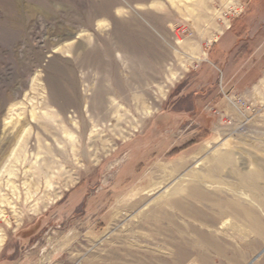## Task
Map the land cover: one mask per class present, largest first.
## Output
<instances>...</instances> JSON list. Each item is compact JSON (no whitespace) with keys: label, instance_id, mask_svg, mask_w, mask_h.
<instances>
[{"label":"rangeland","instance_id":"374dc122","mask_svg":"<svg viewBox=\"0 0 264 264\" xmlns=\"http://www.w3.org/2000/svg\"><path fill=\"white\" fill-rule=\"evenodd\" d=\"M194 176L238 215L163 203ZM158 204L185 264L264 263V0H0V264L170 261Z\"/></svg>","mask_w":264,"mask_h":264},{"label":"bare ground","instance_id":"6f19581e","mask_svg":"<svg viewBox=\"0 0 264 264\" xmlns=\"http://www.w3.org/2000/svg\"><path fill=\"white\" fill-rule=\"evenodd\" d=\"M176 37H177L178 40L180 39L178 35H176ZM44 128H46V129L48 128L47 124H44ZM183 167H184V163H182V162L181 163L180 162L176 163L173 166V168H172V170L170 172H171V174L175 173L176 171H179V169H181ZM217 168L214 167L215 171H216ZM214 169L212 170L213 172H215ZM184 176H186V175H184ZM197 181H198L197 176H194L193 178L188 179V183H190V184L187 186V177H182V179L180 181L176 182L177 186H176V188H174L170 192L168 198L166 200L162 199L163 203L165 202V203H167L166 205H168L170 207H173V208H176L177 210H179L185 216H190V217H193V218H195L196 216H198V217L200 216L199 220H201V216L203 217V215L193 205V201L194 200L200 201V202L205 203V204L206 203H212L214 205V208L216 207V210L215 209L214 210L219 212L221 215L222 214L223 215L224 214H230L231 212L234 213V214H237V210L238 209L235 208L236 205L233 204L234 202H232V204H226L224 201H222V199L219 198V196H217L213 192H208L204 187H202L200 185H197V184H199ZM136 203H139V202L136 201ZM239 206H241V205H239ZM155 209L156 210L153 209L151 216L148 217L146 215L148 217V219H151L152 224L155 225L154 226V230H153L154 231V235L150 236V237H152L151 241H152V243H155V244L158 243L159 244L161 236H164V245H162V246L157 245V246L160 247V248L166 249V250L168 249L167 253L170 256H172L173 253L169 252V251H172V249H170L168 246L176 247L177 250H178L176 252L177 255H174L172 259L170 258L171 259L170 261L168 259L166 260L164 258H160L159 256H155V255H153V259H149V260H144V259L141 260V258H140L139 259L140 264H185L186 261H187V254H188L187 246L183 245L182 243L179 244V242H178L179 245L175 246V244H174L175 243L174 242L175 236L173 234V231L164 224V221H167L168 223H170L172 225L175 223L174 222L175 218H174L173 213L167 207L159 206V204L155 207ZM242 214H244V218H245L244 222H245L247 227L252 228L253 225H257L258 224V221L256 220L255 215H253L250 211L245 210ZM240 215H241V213H240ZM204 219H206V218H204ZM146 221H148V220H146ZM177 229H178V232L180 234L179 235L180 238H182V239L184 238L185 239V236H186L184 234L185 227L181 226V224H179V227ZM121 236H123V235H121ZM200 236H201L200 238H202L203 241H205V240L209 241L210 245H208L207 249H210V247H211V248H213L212 250H215L217 253H219V251H221V245L219 244L220 242L218 243V241L216 239L211 238L210 236H207L206 234H201ZM118 238H120V237H118ZM138 239H140L139 236H138ZM205 249L199 251V253H198L199 256H200L199 260H202V262L204 264H215L214 262L211 261L210 256L205 252ZM128 254L129 253H127V255ZM243 255H241V257H243ZM118 259L121 261L118 264H124V263H122L123 262V258L119 257ZM262 264H264V263H262Z\"/></svg>","mask_w":264,"mask_h":264}]
</instances>
